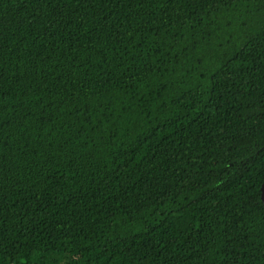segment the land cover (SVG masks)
Wrapping results in <instances>:
<instances>
[{
	"label": "trees",
	"instance_id": "16d2710c",
	"mask_svg": "<svg viewBox=\"0 0 264 264\" xmlns=\"http://www.w3.org/2000/svg\"><path fill=\"white\" fill-rule=\"evenodd\" d=\"M264 0H0V264H264Z\"/></svg>",
	"mask_w": 264,
	"mask_h": 264
},
{
	"label": "water",
	"instance_id": "95a60500",
	"mask_svg": "<svg viewBox=\"0 0 264 264\" xmlns=\"http://www.w3.org/2000/svg\"><path fill=\"white\" fill-rule=\"evenodd\" d=\"M261 197H262V201L264 203V181H263L262 187H261Z\"/></svg>",
	"mask_w": 264,
	"mask_h": 264
}]
</instances>
